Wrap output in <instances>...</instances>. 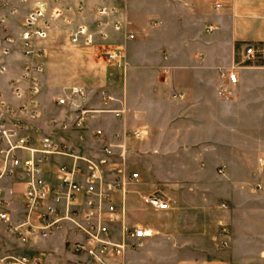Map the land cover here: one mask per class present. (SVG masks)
<instances>
[{
	"label": "crops",
	"instance_id": "0c3cea01",
	"mask_svg": "<svg viewBox=\"0 0 264 264\" xmlns=\"http://www.w3.org/2000/svg\"><path fill=\"white\" fill-rule=\"evenodd\" d=\"M37 3L14 0L15 14L7 7L0 13L9 17L11 29L19 35ZM99 3L63 0L62 7L81 5L83 16L69 15L79 23L93 20ZM110 3L118 9L124 33H114L105 44L121 46L124 63L117 67L107 61L101 48L71 45L69 26L62 21L53 25L48 39L38 45L44 49V55L35 59L43 64L41 93L36 116L23 119L27 128L33 134L68 137L69 132L58 129L59 123L52 127L50 121L59 120L63 110L55 101L72 87L84 89L93 108L124 110L122 119L108 111L94 114L82 140L71 135L80 155L97 156L110 144L112 153L127 154L129 170L139 173L138 181L127 186L122 222L113 229L117 240L122 227L141 226L149 236L142 250L114 257L113 264L120 260L124 264L257 263L256 218L240 210L233 212L230 206L252 195L249 188L257 175L249 156L256 147L243 139L242 132L250 128L244 122L251 120L257 105L241 96V91L263 67L250 64L253 60L240 64L247 44L264 50V0ZM127 31L135 34L134 40L125 39ZM26 62L16 49L4 59L5 70L0 73V92L16 108L20 102L12 95L11 81L20 78ZM233 67L239 79L236 85L222 77ZM98 130L103 132L100 140L94 135ZM72 162L71 158L53 157L47 170L53 176L60 164ZM104 178L109 182L112 174L107 172ZM153 193L170 208L146 205L143 197ZM82 199L80 195L78 202ZM113 199L120 202L121 195ZM20 200L14 197V210L20 208ZM222 225L229 229V236L222 234ZM25 246L54 249L43 239Z\"/></svg>",
	"mask_w": 264,
	"mask_h": 264
},
{
	"label": "built area",
	"instance_id": "2783aa9c",
	"mask_svg": "<svg viewBox=\"0 0 264 264\" xmlns=\"http://www.w3.org/2000/svg\"><path fill=\"white\" fill-rule=\"evenodd\" d=\"M12 1L0 0V9L7 7L11 15L15 14ZM99 1L93 20L76 23L69 15L83 16L81 5L64 8L63 0H38L22 23L19 35L11 29L9 17L0 13V73L5 70L4 59L16 49L29 60L23 65L20 78L11 81L12 95L20 102L18 107L12 106L0 92V264H113L114 257L122 258L127 251L146 244L149 232L141 226L122 227L120 238L115 239L113 225L122 222L127 186L139 179L138 172L129 170L127 154L112 153L113 146L106 144L97 156L85 157L71 139V135L84 139L88 121L94 114L108 111L122 119L124 110L93 108L86 91L72 87L55 101L63 110L59 120L50 121L52 127L59 123L58 129L69 132L68 137L33 134L23 120L36 116L43 64L35 59L44 55V49L38 45L48 39L49 30L56 23L62 21L69 26L71 45L101 48L107 61L117 67L124 63L123 48L105 44L114 33L123 32L124 23L117 19L118 9L110 0ZM135 37L134 33L125 32L127 41ZM262 51L247 44L240 65L252 61ZM236 70L233 67L222 77L236 85L239 80ZM94 135L100 140L103 132L98 130ZM53 157L71 158L73 162L60 164L53 177L47 170ZM107 172L112 174L109 182L104 178ZM118 193L121 201L115 202L113 197ZM80 195L83 199L78 202ZM15 196H20V210L13 209ZM143 201L158 210L170 208L157 193L144 196ZM221 206L227 208L225 203ZM64 226L69 233L63 243L64 251L76 257L75 261L64 260L49 249L32 250L31 246H25L33 240H48ZM221 232L230 235L226 225H222ZM16 242L11 247L10 243ZM115 264L124 263L120 260Z\"/></svg>",
	"mask_w": 264,
	"mask_h": 264
},
{
	"label": "rangeland",
	"instance_id": "374dc122",
	"mask_svg": "<svg viewBox=\"0 0 264 264\" xmlns=\"http://www.w3.org/2000/svg\"><path fill=\"white\" fill-rule=\"evenodd\" d=\"M250 64L263 67L259 73L253 75V83L245 86L241 91V96L250 97L257 105L256 108L253 106L251 120L244 122L250 128L242 131L244 137L247 138L243 139L249 140L256 147L255 152L249 156L251 166L257 167V175L249 188L252 195L242 199L241 203V199L232 203L230 210L236 213L240 210L244 214L247 212L249 218L251 217L253 220L256 218L253 226L259 230V259L255 264H264V50L261 54L256 55ZM248 135L249 137H246ZM67 230V226H64L46 241L54 248L50 250L54 255H59L64 260L73 262L77 258L65 253L63 247V243L69 238Z\"/></svg>",
	"mask_w": 264,
	"mask_h": 264
}]
</instances>
